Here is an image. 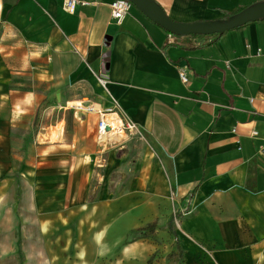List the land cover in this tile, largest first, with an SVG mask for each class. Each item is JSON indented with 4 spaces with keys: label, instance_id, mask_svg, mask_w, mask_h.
I'll use <instances>...</instances> for the list:
<instances>
[{
    "label": "crops",
    "instance_id": "1",
    "mask_svg": "<svg viewBox=\"0 0 264 264\" xmlns=\"http://www.w3.org/2000/svg\"><path fill=\"white\" fill-rule=\"evenodd\" d=\"M78 1L71 14L65 0H0L1 202L20 174L31 182L41 234L56 229L63 201L74 217L77 203L96 198L80 209L95 244L121 247L157 223L180 242L184 264H264V20L222 35L177 36L136 6L117 23L114 0ZM152 1L180 23L227 22L264 3ZM68 53L84 79H108L99 95L116 100L151 146L128 183L96 186L93 147L75 163L64 131L56 142L48 126L33 131L41 105L49 102L47 116L56 108V62ZM102 160L101 168L121 166L113 151ZM139 241L125 244L126 256Z\"/></svg>",
    "mask_w": 264,
    "mask_h": 264
},
{
    "label": "rangeland",
    "instance_id": "2",
    "mask_svg": "<svg viewBox=\"0 0 264 264\" xmlns=\"http://www.w3.org/2000/svg\"><path fill=\"white\" fill-rule=\"evenodd\" d=\"M79 69V62L73 53L58 58L57 99L55 104L52 103L56 108L47 116L44 108H48L49 102L43 103L40 108L41 116L37 117L33 131L37 134L42 126H48L50 135L61 129L60 138L64 131V144L73 147L75 163L92 153L90 149L93 147V155L90 157L94 160L95 170L98 169L93 177L96 186L113 185L119 181L122 184L128 183L131 177L138 176L146 167V148L151 149V146L145 135L136 131L123 146L106 149H112L114 156L120 159L121 166L118 169L99 166V163H104L102 157L108 159L111 152L103 155L101 147L94 142L92 130L99 120V114L94 112L93 105L100 104L102 112H107L112 108V103L99 95L101 85L98 79H84L80 76ZM75 101L85 103L86 109L68 105ZM25 152L30 156L33 150L27 148ZM64 152V148H58L59 156ZM16 177L19 180L15 183V191L11 192L9 198L2 199V202L0 199V264H184L179 257L174 237L168 235L157 223H154L152 229L144 226L133 231L121 247H112L104 242L95 244L90 238L88 221L80 209L89 202L97 201L96 198H84L77 203L73 211L78 215L75 214L74 217L72 207H66L63 201L59 208L61 218L53 217L60 221L58 224L54 222L56 229L52 233L50 230H42L41 234L36 221L31 182L20 180V174ZM45 216L49 215H43V220ZM72 231L79 236H74ZM134 240H140L139 245L133 255L128 257L125 254V244Z\"/></svg>",
    "mask_w": 264,
    "mask_h": 264
},
{
    "label": "water",
    "instance_id": "3",
    "mask_svg": "<svg viewBox=\"0 0 264 264\" xmlns=\"http://www.w3.org/2000/svg\"><path fill=\"white\" fill-rule=\"evenodd\" d=\"M154 23L177 36L218 35L250 22L264 20V3L255 5L227 22L180 23L171 20L152 0H128Z\"/></svg>",
    "mask_w": 264,
    "mask_h": 264
},
{
    "label": "built area",
    "instance_id": "4",
    "mask_svg": "<svg viewBox=\"0 0 264 264\" xmlns=\"http://www.w3.org/2000/svg\"><path fill=\"white\" fill-rule=\"evenodd\" d=\"M80 2L78 0H65V9L68 13L73 14L76 9L77 5ZM133 4L128 0H114L111 4V13L112 18L117 22L121 23L127 14L129 13L130 9L132 8ZM179 79L184 83L187 84L189 79L184 72L179 73ZM98 82L103 89L106 90L108 79L105 76L99 77ZM112 108L108 109L107 112H99V120L96 125V141L101 149L105 150L110 146H115L117 144H121L122 142L128 140V137L133 135L138 128L136 124L129 118L127 115L123 113L119 103L111 99ZM92 111V110H90ZM116 113L118 118L120 119L121 125L119 128L113 127L109 124V120L106 116V113ZM121 132L124 137L121 138L120 141L115 142L113 141V135H115L116 131ZM257 133L255 132L254 135ZM102 150V151H103Z\"/></svg>",
    "mask_w": 264,
    "mask_h": 264
},
{
    "label": "bare ground",
    "instance_id": "5",
    "mask_svg": "<svg viewBox=\"0 0 264 264\" xmlns=\"http://www.w3.org/2000/svg\"><path fill=\"white\" fill-rule=\"evenodd\" d=\"M68 105L70 107H76L78 109H86V105L85 103L79 102V101H75V102H69ZM93 109L94 112L99 113L102 112V108L99 104H94L93 105ZM106 116L109 120V124L113 127L119 128V126L121 125L120 119L118 118V116L116 115V113H106ZM61 129H59L58 131H54L51 134V141L52 142H56L59 141L61 138ZM124 137V135L121 132H118V130L116 131L115 135H113V141L118 142L121 140V138ZM60 138V139H59ZM128 246V245H127ZM135 246V245H133ZM131 246V247H133ZM102 249V248H101Z\"/></svg>",
    "mask_w": 264,
    "mask_h": 264
},
{
    "label": "trees",
    "instance_id": "6",
    "mask_svg": "<svg viewBox=\"0 0 264 264\" xmlns=\"http://www.w3.org/2000/svg\"><path fill=\"white\" fill-rule=\"evenodd\" d=\"M261 21H262V20H261ZM219 35H222V34H219ZM147 228H149V229L154 228V224H150V225H148ZM169 232H170V234H173L174 236H177L176 233L173 231V228H172V221H171L170 224H169ZM177 249H178L179 257H180V259L182 260V259L184 258V250H183V248L181 247L179 241H177ZM149 261H151V260H149Z\"/></svg>",
    "mask_w": 264,
    "mask_h": 264
}]
</instances>
